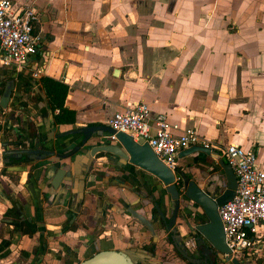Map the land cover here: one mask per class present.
Wrapping results in <instances>:
<instances>
[{"label":"crops","instance_id":"1","mask_svg":"<svg viewBox=\"0 0 264 264\" xmlns=\"http://www.w3.org/2000/svg\"><path fill=\"white\" fill-rule=\"evenodd\" d=\"M37 3L43 10L45 35L44 51L38 59L45 57L44 62L32 56L22 67L0 65V79L16 71L13 68H43V76L67 83L70 91L66 104L76 111V122L60 124L57 132L107 124L117 111L144 101L150 105L152 116L166 113L183 129L194 127L215 149L230 143L256 149L258 166L264 169V0ZM26 79L20 78L19 84L27 83ZM42 92L46 94L43 87ZM9 125L23 137L28 135L27 119ZM41 130L44 137V126ZM66 138L65 145L74 141L72 136ZM52 147L59 146L53 141ZM191 157L178 155L177 164H185ZM111 158L114 164L105 156L95 161L103 164H96L97 173L90 175L84 213L89 222L105 221L113 213L117 234L109 239L114 245L123 247L130 241L141 246L149 241L148 231L137 220L128 225L125 210L133 207L144 212L145 204L153 206L152 201L162 198L164 186L151 173L128 165L129 173L116 163V156ZM192 168L195 171V166ZM219 170L204 168L202 172L214 180L219 178ZM8 172L5 180L27 196V210L45 193L52 205L48 213L57 216L54 221L59 223L52 228L78 214L71 189L40 183L39 189L30 186L35 194L32 199L33 193L25 185L28 172ZM55 172L56 168L50 176ZM100 225L103 223L96 228L95 222L88 224L91 230H98ZM261 230L264 233L263 224ZM9 262L5 259L0 264Z\"/></svg>","mask_w":264,"mask_h":264},{"label":"flooded vegetation","instance_id":"2","mask_svg":"<svg viewBox=\"0 0 264 264\" xmlns=\"http://www.w3.org/2000/svg\"><path fill=\"white\" fill-rule=\"evenodd\" d=\"M18 1L31 5L39 16L35 34L39 35L40 40L38 41L36 52L28 60L30 61L32 56L38 59V55L44 51L45 42V35L42 33L43 10L37 3V0ZM44 58L38 59L39 62H44ZM13 69L16 71L0 79V143L16 142V145L9 147L0 145V262H3L5 259H9L10 261L9 263L2 264H80V262L101 250H119L131 247H143L152 251L157 256L154 259L158 261V264H218L215 262V256L210 251V248L198 246L197 236L193 232L196 230L199 222L193 216H189L186 219L182 216V210H180L177 222L173 226V228H177V232L173 234L170 230L166 229L165 222L160 218L153 205L154 210L148 216L150 215L149 218L153 219L156 232L152 233L139 221L149 234V241L141 246H136L134 242L130 241L123 247L114 245L115 242L109 239V237L113 238L117 234V229L114 225L116 218L113 213L105 221H101V218L99 220L92 219L90 222H95L94 228L100 223H103V225H100L98 230H91L88 226L90 223L88 214L84 213L85 199L82 206H79L77 200L75 205H73V208L79 211L78 214L67 217L59 228H52V225H58L59 223L54 221V218L57 216L51 217L48 213L52 209L49 199L45 196L44 192L41 194L42 199L39 196L35 198V194L32 192L33 190L30 186L38 187L40 183L45 185L50 183L52 175H46V168L43 164L55 159L58 157V154L41 156L38 152L31 151L26 153L20 149H26L28 148L27 144L32 143L30 138L33 140L32 137L36 126H38V129H41L42 126L46 128L47 125L52 126L54 124L55 128H58L60 125L56 117L58 112L54 110L47 94L42 92L40 85L41 77L37 76L34 70L18 71L15 68ZM24 77L27 78V83L20 85L19 80ZM11 81L14 82L11 84ZM7 87H13V90L9 105L5 108L2 106L1 97ZM24 119L28 120L29 129L33 131L31 133L28 131V135L25 137L22 136V132L16 131L14 127L12 128L9 125L10 122L14 123L16 120L24 121ZM36 119L40 121V125L38 121L36 122ZM60 131H63V129ZM44 137L47 138L49 135L44 134ZM64 139L61 138L62 141ZM33 142L35 143V140ZM65 142L66 140L62 146H59L57 149L55 148V150H60V152L65 154L70 153L73 149L71 147L72 143L65 145ZM29 148H34V146L31 145ZM11 149L15 150L13 154L16 157H21L22 159H13L12 162L5 163L4 152ZM52 149L54 148L52 147ZM220 155L225 157L221 152ZM25 156H29L30 159H26ZM37 157L41 158L38 159ZM65 161H68V159H62L58 163L63 165ZM50 165L49 173L54 168L57 169L56 164ZM130 167L127 168V172L129 173H131ZM9 170L12 172H28L25 181V185H28L26 189H28L29 193L32 192L34 194H31V198H35V202L30 203V210H27L25 207L29 203V200H27V196L24 195L23 190H15L12 184L5 180L4 176L10 173L8 172ZM91 174L86 179L87 185ZM15 183L20 184L19 181ZM189 204L195 214L198 207L193 202ZM57 206H59L58 209H63V205ZM66 209H69V207ZM125 212L129 215V218L126 220L128 225L132 221L137 220L127 209ZM198 217L200 216L198 215ZM202 218L200 217V219ZM184 219L187 220L188 225L185 224ZM82 231H85L86 235L82 234ZM108 231L110 233H107ZM259 237L261 243L258 250L246 251L243 255H233L232 250L229 248L230 252L227 255L231 259H239L243 264H264V233L262 230ZM200 248H203L205 254H207L205 259L200 258ZM181 250L188 253L189 257L184 256ZM28 251L31 252L30 256L26 255ZM4 252L8 253L5 257H2L1 255ZM220 264L227 263L220 262Z\"/></svg>","mask_w":264,"mask_h":264},{"label":"water","instance_id":"3","mask_svg":"<svg viewBox=\"0 0 264 264\" xmlns=\"http://www.w3.org/2000/svg\"><path fill=\"white\" fill-rule=\"evenodd\" d=\"M13 82L11 81V84ZM12 90L13 87H7L2 94L1 103L5 108L9 105ZM36 128V132L34 131L32 137L35 143L32 141L31 144H27L28 148L20 150L26 153L35 151L41 156L58 154V157L51 160L56 164L57 169L48 186L52 185L58 189L62 185L71 189L74 199L77 200L79 206H82L88 186L86 179L90 173H97L96 164H103L102 161H100L101 163L95 162V159L105 156L109 161L113 162L114 160L111 157L114 155L119 160L116 163L124 170L128 171L127 165L138 167L154 175L160 184L164 186L160 194L165 202L162 203V198L152 202L158 215L165 222L166 229L170 230L173 234L177 232V228H173V226L177 222L180 210H182V216L186 219L189 216H193L199 222L196 230L193 232L197 236L198 246L210 248V251L215 256V262L218 264L220 262L243 264L239 259H231L227 255L230 249L226 242L219 207L234 197L237 188V176L231 164L226 162L217 149L204 145H192L186 149H182L179 152L180 157L190 155L193 157L187 163L179 164L175 169H172L157 156L151 145L144 138L136 140L133 135L124 131H117L108 124L73 127L59 132H57L54 124L52 126L47 125L45 128L46 134L49 135L47 138L41 137L42 130L38 129V126ZM31 132H33L32 129H29V133ZM113 135H115L116 139L112 138ZM67 136L74 138V141L71 142L73 149L70 153L65 154L60 152V150L52 149L53 141L58 146H62L67 138L64 141L61 138ZM0 145L9 147L16 145V142H2ZM31 145L34 148H29ZM13 151L15 150L11 149L4 152L5 163H10L13 159H22L21 157H16ZM25 158L30 159L29 156H25ZM66 158L68 161H65V167L64 164L60 165L58 163ZM51 161L43 164L46 168V175H50V164H53ZM192 166H195V171H193ZM204 168H210V170L220 169L219 178L214 180L208 179L203 174L204 171L202 172ZM67 176L69 178H65ZM190 202H193L198 207L195 214L189 204ZM148 205L145 204L143 206L144 212L133 207H129L127 210L152 233H155L153 219H150L148 216L154 209ZM198 215L203 218L200 219ZM186 219L184 221L188 225ZM200 249V258L205 259L207 254H205L203 248ZM181 252L184 256L189 257L188 253L182 250ZM154 257L157 256L152 251L143 247L121 248L119 250L104 249L83 260L80 264H158V261Z\"/></svg>","mask_w":264,"mask_h":264},{"label":"built area","instance_id":"4","mask_svg":"<svg viewBox=\"0 0 264 264\" xmlns=\"http://www.w3.org/2000/svg\"><path fill=\"white\" fill-rule=\"evenodd\" d=\"M38 22L39 16L31 5L18 0H0V65L22 67L36 52L40 40L35 34ZM34 71L40 77L44 74L43 68ZM107 124L133 135L136 140L144 138L172 169L177 166L180 150L192 145L213 147L194 127L183 129L180 123L171 122L166 113L152 116L150 105L144 101L117 111ZM112 138L116 139L115 135ZM216 149L226 157L237 176L235 195L219 207V213L229 248L233 255H243L246 251L258 250L261 243L264 169L258 166L254 148L230 143Z\"/></svg>","mask_w":264,"mask_h":264},{"label":"trees","instance_id":"5","mask_svg":"<svg viewBox=\"0 0 264 264\" xmlns=\"http://www.w3.org/2000/svg\"><path fill=\"white\" fill-rule=\"evenodd\" d=\"M41 84L54 110L59 109L56 114L60 124H74L76 122V111L66 104L70 86L62 80L44 75L41 77Z\"/></svg>","mask_w":264,"mask_h":264}]
</instances>
